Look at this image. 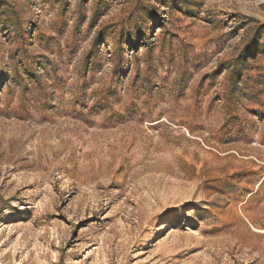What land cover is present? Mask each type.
Segmentation results:
<instances>
[{"label": "rangeland", "instance_id": "rangeland-1", "mask_svg": "<svg viewBox=\"0 0 264 264\" xmlns=\"http://www.w3.org/2000/svg\"><path fill=\"white\" fill-rule=\"evenodd\" d=\"M0 264H264V0H0Z\"/></svg>", "mask_w": 264, "mask_h": 264}]
</instances>
